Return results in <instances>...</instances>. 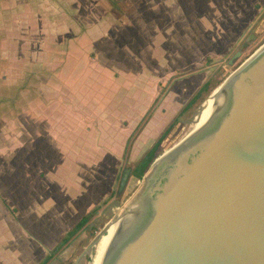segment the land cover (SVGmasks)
I'll list each match as a JSON object with an SVG mask.
<instances>
[{"label":"crops","instance_id":"obj_1","mask_svg":"<svg viewBox=\"0 0 264 264\" xmlns=\"http://www.w3.org/2000/svg\"><path fill=\"white\" fill-rule=\"evenodd\" d=\"M259 1L248 0V21L240 19L239 24H251ZM96 6L109 14V3L102 0H0V65L4 73L15 74L0 84V96L5 90L0 97V264H35L46 244L52 248L76 222L62 221V212L68 218L83 210L82 216L108 192L109 155L123 154V114L118 102H112L113 94L111 100L105 95L109 84L93 80L91 73L101 66L93 71L86 51L101 30L92 21ZM220 8L207 5V13L214 11L209 25L237 24L231 9L223 8L221 17ZM45 25L50 33L43 32ZM92 25L99 30L93 33ZM15 39L22 43L21 51L12 46ZM45 43H52L50 51ZM113 109L115 115L110 114ZM88 153L100 156L88 158ZM78 158L103 174L90 175L98 178L89 181L82 198L70 194L71 185L76 190L83 179L69 171ZM24 230L31 233L26 240L20 237ZM11 242H17L16 249Z\"/></svg>","mask_w":264,"mask_h":264},{"label":"water","instance_id":"obj_2","mask_svg":"<svg viewBox=\"0 0 264 264\" xmlns=\"http://www.w3.org/2000/svg\"><path fill=\"white\" fill-rule=\"evenodd\" d=\"M219 85L96 235L89 264H264V41Z\"/></svg>","mask_w":264,"mask_h":264},{"label":"rangeland","instance_id":"obj_3","mask_svg":"<svg viewBox=\"0 0 264 264\" xmlns=\"http://www.w3.org/2000/svg\"><path fill=\"white\" fill-rule=\"evenodd\" d=\"M102 1L109 3L107 10L109 14H103L105 12L103 6L92 9L94 15L92 21L99 22L98 27L101 30L98 31V27L92 25L93 33L98 32L93 37L94 43L86 51L93 71L97 66H101L96 71L98 73H91L93 80L104 85L109 84L105 95L111 100L113 94L112 102L117 101L119 104V114H123L120 122L124 125L122 131L126 139L125 148L123 154L109 155L108 192L88 211L94 206L98 208L83 228L78 230L46 264H89V245L122 210L123 202L140 183L141 177L130 173L126 185L118 191L122 168L128 166L131 170L170 123L172 125L164 134L155 157L179 140L189 130L204 100L220 86L218 83L264 41V0L256 3L253 19L248 25L239 24L240 19L248 21V0ZM212 4L221 7L219 10L221 17L225 15L224 9H231L232 15L237 18L235 21L237 24L209 25V21L213 20L214 11L208 10L207 13L206 7ZM233 6L236 9H233ZM229 20L226 19L225 22ZM46 27L47 25L43 27V32L50 33V30L44 29ZM79 28L83 30V26ZM18 30L19 28L15 34L19 35ZM12 46L20 51L22 49L19 39H15ZM51 48L52 43H45L46 50L50 51ZM237 50L241 52L231 58ZM1 62L3 61L0 59V64H3ZM2 70L0 65V84L3 85L8 81L6 79L15 74L4 73ZM112 82L119 84L118 89L115 88L116 84L111 85ZM204 82H207V87L200 91L189 106H186L194 91H197ZM216 85L218 86L215 88ZM3 91L0 97H4ZM92 98L94 99L93 94ZM108 104L111 108L112 104ZM113 107L116 108V105ZM93 108L97 109L94 106ZM110 114L115 115L116 109L111 110ZM150 118H153L152 126ZM146 126H150L148 130L144 129ZM116 138L119 141L121 139ZM93 154L100 156L88 153V158H92ZM87 165L84 160L78 158L75 168L69 170L71 175L76 173L84 179L77 183L76 190L71 185L70 194L78 193L79 198L90 189L89 181L98 178L93 177L94 175L103 176ZM90 175H93L91 179ZM100 184L98 182L100 188H104ZM91 190L94 192L96 188L93 187ZM79 203L80 200L76 199L77 206ZM15 211L16 209H12L14 216ZM88 211H84L83 214ZM82 212L83 210H76L68 218L65 217L67 212H62L64 218L62 221L69 220L74 223ZM14 236L11 234L10 237ZM30 236L31 233L21 231L20 237H25V240ZM21 242L22 246L27 243ZM11 245L16 249L15 246L18 244L11 242ZM49 248L46 244L42 249L44 253L42 256Z\"/></svg>","mask_w":264,"mask_h":264},{"label":"trees","instance_id":"obj_4","mask_svg":"<svg viewBox=\"0 0 264 264\" xmlns=\"http://www.w3.org/2000/svg\"><path fill=\"white\" fill-rule=\"evenodd\" d=\"M207 87V82H204L197 91H194L193 95L189 98V100L187 101V105L189 106L192 101L194 100V98H196L198 96V94L200 93V91H203L205 88ZM170 125H172V123H170L169 125H167L161 132L160 134L156 137L157 139L152 143V145L146 150V152L142 155V157L140 159L137 160V162L133 165L132 169H131V173L134 174L137 177H141L142 174L144 173L143 171L145 170V168L147 167V165L150 163L151 160L154 159L155 155H156V150L159 146V144L161 143V140L163 139L164 134L167 132L168 128L170 127ZM97 206H94L90 211H88L87 213L83 214L71 227H69L61 236L60 239L58 240V242L52 247L50 248L46 254L39 260L37 261L35 264H46V262H48L57 251H60L63 246L68 242V240L81 228H83V226L87 223V221L89 220L90 216L93 214V212H95V210L97 209Z\"/></svg>","mask_w":264,"mask_h":264},{"label":"bare ground","instance_id":"obj_5","mask_svg":"<svg viewBox=\"0 0 264 264\" xmlns=\"http://www.w3.org/2000/svg\"><path fill=\"white\" fill-rule=\"evenodd\" d=\"M219 85V83H218ZM216 85L215 88L218 86ZM220 91V86L212 91V93L204 100V102L201 104V107L197 113V115H195L194 117V121L193 123L191 124V126H189V129L193 128L194 126L196 127L197 125H200L203 118H204V115L206 113V109H207V106H208V102L209 100L216 94ZM185 134V133H184ZM183 136V135H182ZM181 138V137H180ZM125 210V207H122V210L106 225L105 228L109 227L116 219L117 217Z\"/></svg>","mask_w":264,"mask_h":264},{"label":"flooded vegetation","instance_id":"obj_6","mask_svg":"<svg viewBox=\"0 0 264 264\" xmlns=\"http://www.w3.org/2000/svg\"><path fill=\"white\" fill-rule=\"evenodd\" d=\"M130 171H131V170H130ZM130 171H129V172H130ZM130 173H131V172H130Z\"/></svg>","mask_w":264,"mask_h":264}]
</instances>
